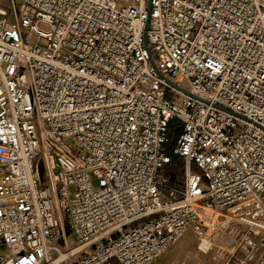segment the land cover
I'll list each match as a JSON object with an SVG mask.
<instances>
[{"label": "built area", "instance_id": "built-area-1", "mask_svg": "<svg viewBox=\"0 0 264 264\" xmlns=\"http://www.w3.org/2000/svg\"><path fill=\"white\" fill-rule=\"evenodd\" d=\"M67 229L79 264H264V0H0V264Z\"/></svg>", "mask_w": 264, "mask_h": 264}, {"label": "rangeland", "instance_id": "rangeland-1", "mask_svg": "<svg viewBox=\"0 0 264 264\" xmlns=\"http://www.w3.org/2000/svg\"><path fill=\"white\" fill-rule=\"evenodd\" d=\"M39 25L43 28H48L50 27V24L46 21H41L39 23ZM177 134H175L174 136H172V139L175 140L176 139ZM232 222H234V220L227 216V215H221L219 218L218 223L216 224V226L221 229L226 228L228 225H230ZM71 233V232H69ZM194 237L190 234H186L185 236H183L176 244H174L171 249L164 254L157 262V264H179V260L184 257L187 256V254H189V256L192 255V257L197 256V253H200L202 255V252L197 250L196 252V240H193ZM78 243V241H77ZM79 244V243H78ZM83 252V251H82ZM81 252V253H82ZM80 252H76L74 255H71V263H69V261H67V259L64 261L67 264H79L78 263V258L81 254ZM214 253L211 254L210 256V262L213 260V256ZM204 258V257H203ZM221 262L219 259H214V263H219Z\"/></svg>", "mask_w": 264, "mask_h": 264}, {"label": "bare ground", "instance_id": "bare-ground-1", "mask_svg": "<svg viewBox=\"0 0 264 264\" xmlns=\"http://www.w3.org/2000/svg\"><path fill=\"white\" fill-rule=\"evenodd\" d=\"M182 82L184 83V85H186L187 87H188V84H187V82L185 81V80H182ZM43 168V160H41L40 161V169H42ZM185 236V235H184ZM182 238V237H181ZM180 238V239H181ZM178 242V241H177ZM176 242V243H177ZM176 243H174V244H176ZM60 244L62 245V247H60V252H61V257H63V256H65V255H67L68 254V252H70L71 251V253H75V252H82V251H84L87 247L85 246V247H83V246H81V245H79L78 243H77V240H76V238H75V236L72 234V233H69V232H67V233H64L62 236H61V238H60ZM173 244V245H174ZM172 245V246H173ZM171 246V247H172ZM171 247H169L165 252H164V254H166L170 249H171ZM163 254V255H164ZM162 255V256H163ZM161 256V257H162ZM65 257H67V256H65ZM68 257H70V255L68 256ZM160 257V258H161ZM159 258V259H160ZM62 259H64V258H62ZM68 261H69V263H71V258L69 259H67ZM63 261V260H62ZM73 264H75V263H73Z\"/></svg>", "mask_w": 264, "mask_h": 264}, {"label": "water", "instance_id": "water-1", "mask_svg": "<svg viewBox=\"0 0 264 264\" xmlns=\"http://www.w3.org/2000/svg\"><path fill=\"white\" fill-rule=\"evenodd\" d=\"M41 170H42V169H41ZM67 232H69L68 229H67ZM75 264H76V263H75Z\"/></svg>", "mask_w": 264, "mask_h": 264}]
</instances>
